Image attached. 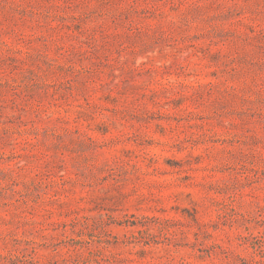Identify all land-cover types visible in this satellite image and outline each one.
<instances>
[{
    "label": "rangeland",
    "instance_id": "1",
    "mask_svg": "<svg viewBox=\"0 0 264 264\" xmlns=\"http://www.w3.org/2000/svg\"><path fill=\"white\" fill-rule=\"evenodd\" d=\"M0 264H264V0H0Z\"/></svg>",
    "mask_w": 264,
    "mask_h": 264
}]
</instances>
